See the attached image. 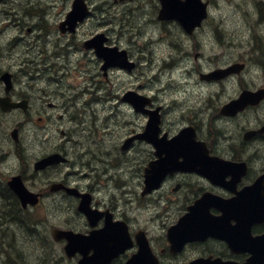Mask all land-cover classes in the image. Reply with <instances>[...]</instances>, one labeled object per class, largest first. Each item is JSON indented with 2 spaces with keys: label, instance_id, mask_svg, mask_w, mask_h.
I'll list each match as a JSON object with an SVG mask.
<instances>
[{
  "label": "flooded vegetation",
  "instance_id": "obj_1",
  "mask_svg": "<svg viewBox=\"0 0 264 264\" xmlns=\"http://www.w3.org/2000/svg\"><path fill=\"white\" fill-rule=\"evenodd\" d=\"M2 1L0 38L10 36H3L4 25L13 28L5 44L10 50L7 56L0 46V75L60 77L59 84L42 95H30L35 100L28 96L29 108L38 101V109L45 113L40 118L48 120L49 127L40 154L33 160L25 152L26 164L20 159V170L6 177V184L16 174L40 179L44 185L33 189L42 194L41 200H50L49 206L60 212L72 210V217H78L76 224L69 222L63 228L89 234L108 223L117 226L128 235L129 247L110 264H124L139 250V238L145 237L159 264L198 259L264 264V99L223 111L243 91L264 88V73L248 80L247 69L221 79L202 78L214 69H199L195 63L202 57L210 61L206 50L212 48L200 41L202 31L207 24L225 22L213 17L214 1L203 0L208 3L207 15L191 32L176 17L161 16L163 0H83L87 13L75 25L64 24L75 0H14L10 10L2 8ZM96 37L102 39L103 48L125 51L135 68L114 66L105 71L104 59L91 44ZM178 73L185 83L176 82ZM66 76L92 82L75 85L72 92L60 85ZM163 78L176 84L155 83ZM86 92L90 94L84 98ZM128 93L141 100L139 109L126 100ZM10 96L21 99L17 90ZM84 105L94 109L95 118L102 115L109 121V151L98 139L68 136V123L74 120L71 109ZM100 106L107 111L101 113ZM153 113L159 120L153 134L156 142L143 136ZM64 125L61 134L67 136L58 142L56 131ZM185 129L193 142L176 140ZM7 140L17 148L9 136ZM125 141L128 146L123 149ZM54 152L67 156L68 162L30 170V159L33 163ZM106 153L109 159L104 161L101 155ZM196 154H204L210 163L178 165L166 171L156 189L146 190L150 162L166 155L182 162L184 156ZM59 183L90 194L97 211L93 221L78 209L80 197L64 189L52 190ZM186 215L188 222L183 221ZM178 227L182 231L171 234Z\"/></svg>",
  "mask_w": 264,
  "mask_h": 264
},
{
  "label": "rangeland",
  "instance_id": "obj_2",
  "mask_svg": "<svg viewBox=\"0 0 264 264\" xmlns=\"http://www.w3.org/2000/svg\"><path fill=\"white\" fill-rule=\"evenodd\" d=\"M213 1L214 3L211 7L213 17H216L219 21L223 19L225 22H222L224 24H207V28L202 31L203 41H200L203 42L206 47L212 48V50H206L207 57L210 58L209 62L203 57L195 61L197 65L199 64V69L209 67L215 68L226 63L244 61L248 64V70L244 74L246 80L250 78V75H257L261 72L264 73V0ZM13 2L14 0H3L1 3L2 8L7 6V9L10 10ZM243 22H249V24H243ZM210 28L211 35L209 31ZM8 33H12V30L9 29L7 31V34ZM3 41L4 38L2 39V42ZM142 71L143 70L140 69V72ZM140 72L137 75L138 78ZM57 79L59 78L53 76L37 77V79L34 80H31L30 77H18V92L24 90V94L34 92L33 94L35 96L38 94L42 95L44 91L59 84ZM72 79L73 77H65V79L60 82V85L65 86L73 92L70 83ZM177 79L179 82L185 83L181 73L177 74ZM78 80H80L79 77ZM196 80L197 83H199V79L196 78ZM256 80L262 81V79L258 77ZM178 81L176 82L179 83ZM158 84L168 85L176 83L168 78H163ZM37 106L38 104L34 105L32 117H30L29 114L22 115L20 113H15L12 116L6 117V119H0L1 178L10 173H16L20 170L19 167L21 165L18 156L13 152L14 148L6 144L5 134L7 129L11 131V125L14 126L19 124L21 128L20 135L22 144L25 146L30 158L34 160L36 155L40 154L39 148L41 143L38 142V133H43L45 131L46 123L38 119V116L41 114H35ZM81 106L77 109H71V112L74 111L72 114L74 120L68 123L70 133L77 139L82 136L100 139L102 135H106L104 142H106L105 146L108 145L109 149V139L111 138L110 130L107 133L98 130L95 127V121L97 119L94 115V109H92L90 105ZM99 108H101V106ZM89 119L91 120L90 129L92 132L85 133L84 128ZM63 128H66V125H64ZM101 157H103L102 159L105 161L109 155L106 153L101 155ZM80 158H83L86 162L87 156ZM32 159L29 160V165H32ZM119 160H121L120 157ZM67 170L68 169L64 168V171ZM70 171H74V169L71 168ZM25 181L32 190L33 188L35 189L44 185L43 182H39L40 179L35 180L31 178L28 180L26 178ZM49 203L50 200L44 199L36 209L22 212L21 219L14 221L13 218L11 219L10 217L13 213L12 206L6 205L3 207V202L0 201V210L4 208L10 211V215L6 213L2 216L0 215V225L5 224V229H10L6 232L0 229V264H9V258L16 260L13 264H76L75 258L70 259L66 256L63 245L60 246L53 241L51 226L54 224V226L64 227V224L67 225L69 222L76 224L78 217H72L75 215V212L67 209L63 211L62 215H55L52 213V207L47 211L48 207L50 208ZM12 215L14 216V214ZM68 219H71V221ZM19 258H22V260Z\"/></svg>",
  "mask_w": 264,
  "mask_h": 264
},
{
  "label": "water",
  "instance_id": "obj_3",
  "mask_svg": "<svg viewBox=\"0 0 264 264\" xmlns=\"http://www.w3.org/2000/svg\"><path fill=\"white\" fill-rule=\"evenodd\" d=\"M163 7L161 10V16H172L179 19L185 29L191 32L195 27L199 26L203 19L207 15V3L202 2V0H163ZM87 13V7L83 0H75L73 4L72 11L69 13L65 23L69 25H75L78 20H82L84 14ZM64 23V24H65ZM102 39L96 37L91 41V44L97 48L98 54L105 60L103 66L107 69L109 66H120L128 67L131 69L134 64L129 63L126 57V53L117 52L115 49L103 48L101 47ZM244 64H233L225 69H217L206 75L207 79H220L232 72L240 71L244 68ZM1 80L5 83V91L10 92L13 88L12 77L8 73L1 76ZM134 93H128L126 100L134 105L136 109L140 108L141 100L133 96ZM264 97V90L253 93L249 91H244L241 97L228 105L225 106V110L235 111L236 109L242 108L249 102L261 100ZM27 100L20 102H13L10 97H0V105L4 110H11L16 107L27 108ZM158 116L153 113L150 117L147 131L144 133V137H147L149 141L156 142L154 140V133L158 125ZM264 131V129H263ZM189 130L186 129L177 137L176 140H184L186 142H193V138L187 135ZM12 136L14 139H18V130L14 129L12 131ZM128 142L123 146L127 148ZM198 147V146H197ZM176 156L166 155L161 157L157 161H153L150 167L147 169V189L151 190L156 187L159 180L156 178V173L158 167L163 173H166L169 169H172L178 165L188 166L189 161H194L192 165L195 166H205L209 164L208 158L204 154H196L193 157L185 156L183 162H178ZM63 157L59 153L51 154L35 163L36 169H43L48 165L59 163L64 161ZM212 164L219 165L218 162H211ZM8 185L10 188L19 196L23 207H27L28 204L35 205L39 201V196L36 193L31 192L27 186L24 184L21 176L17 175L12 177ZM59 186H56L57 189ZM63 187V185H61ZM69 192L78 194L77 189H68ZM78 196H83L80 202L79 209L84 212L90 221L97 216V211L91 208V196L88 194H78ZM184 222L189 221V215L183 219ZM182 231L180 227L174 228L171 234L178 233ZM170 234V236H171ZM53 236L56 240L66 239L67 243L65 246V251L68 257H74L77 253H80L82 257L79 259L78 264H110V262L121 253L125 251L127 247L128 235L120 230L117 226L113 227L111 223H108L101 230H94L89 235H84L81 233H75L72 230H63L56 228L54 229ZM140 249L137 253L133 254L132 257L125 264H159L157 257L153 254L147 238H139ZM93 251V252H91ZM188 264H233L222 262L219 260H204L198 259L192 261Z\"/></svg>",
  "mask_w": 264,
  "mask_h": 264
},
{
  "label": "trees",
  "instance_id": "obj_4",
  "mask_svg": "<svg viewBox=\"0 0 264 264\" xmlns=\"http://www.w3.org/2000/svg\"><path fill=\"white\" fill-rule=\"evenodd\" d=\"M23 153H21L22 156ZM6 176H3V178L0 177V199L3 202V207L6 205H11L13 208V213L14 216L10 213V211L7 209L4 211L3 209L0 210V215L2 216L4 213H6L7 215H10L11 219L13 218V220H20L21 219V214H22V210L20 209V204L19 201L17 199V197L14 195V193L9 190L7 184H6ZM13 224V223H11ZM11 227V226H10ZM0 229L3 232H6L7 230H10L9 228L5 229V224H1L0 225ZM20 260H22V258H19ZM16 260H12L11 258H9L8 263L9 264H13ZM18 261V259H17Z\"/></svg>",
  "mask_w": 264,
  "mask_h": 264
}]
</instances>
